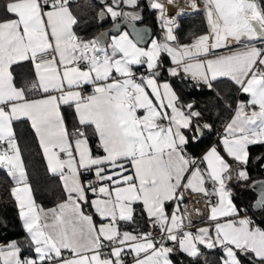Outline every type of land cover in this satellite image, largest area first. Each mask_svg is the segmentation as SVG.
I'll list each match as a JSON object with an SVG mask.
<instances>
[{"label": "snow or ice", "instance_id": "1", "mask_svg": "<svg viewBox=\"0 0 264 264\" xmlns=\"http://www.w3.org/2000/svg\"><path fill=\"white\" fill-rule=\"evenodd\" d=\"M79 7L0 0V264H264V0Z\"/></svg>", "mask_w": 264, "mask_h": 264}, {"label": "trees", "instance_id": "2", "mask_svg": "<svg viewBox=\"0 0 264 264\" xmlns=\"http://www.w3.org/2000/svg\"><path fill=\"white\" fill-rule=\"evenodd\" d=\"M80 5L78 11L79 13L90 19V10L89 4L91 0H78ZM110 23V21H109ZM109 23L105 24L104 27L109 25ZM146 23L153 28V24L151 21H146ZM183 26L185 31L192 30L198 31L201 28V19L200 17H192L189 19H185L183 21ZM210 95V94H209ZM201 99H207V97H201ZM23 136V146L25 148L26 159L28 163V167L30 170L31 178L33 181L34 188L36 189V194L38 201L44 203L46 206H51L55 199L58 197V181L47 174L46 169L43 165L42 157L38 154L39 149L35 144L34 136L31 133V130L24 126L21 130ZM261 152H264V149L254 147L252 149V154L255 156ZM252 178L255 180L260 177H264V171L260 170L259 165L254 168L251 172ZM249 196L252 194L249 193ZM11 216H14V213H10ZM18 227V225H17ZM23 235L22 232H18L17 236ZM15 238L11 235L6 237V239Z\"/></svg>", "mask_w": 264, "mask_h": 264}, {"label": "water", "instance_id": "3", "mask_svg": "<svg viewBox=\"0 0 264 264\" xmlns=\"http://www.w3.org/2000/svg\"><path fill=\"white\" fill-rule=\"evenodd\" d=\"M143 26H146V27H148L149 29H152L147 23H145V25H143ZM255 180H264V177H260V178H257V179H255Z\"/></svg>", "mask_w": 264, "mask_h": 264}, {"label": "crops", "instance_id": "4", "mask_svg": "<svg viewBox=\"0 0 264 264\" xmlns=\"http://www.w3.org/2000/svg\"><path fill=\"white\" fill-rule=\"evenodd\" d=\"M111 23V22H110ZM110 23H109V25H110ZM109 25H107L105 28H108L109 27ZM151 38V36L149 37V39ZM52 206V205H51Z\"/></svg>", "mask_w": 264, "mask_h": 264}]
</instances>
